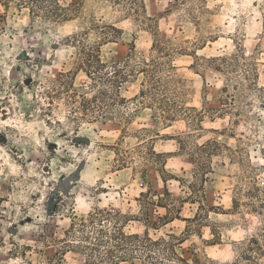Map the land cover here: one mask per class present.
<instances>
[{
  "label": "rangeland",
  "instance_id": "rangeland-1",
  "mask_svg": "<svg viewBox=\"0 0 264 264\" xmlns=\"http://www.w3.org/2000/svg\"><path fill=\"white\" fill-rule=\"evenodd\" d=\"M17 1L0 5V264H111L118 230L264 264V0H78L54 21ZM82 46L125 78L103 118L60 85L89 92Z\"/></svg>",
  "mask_w": 264,
  "mask_h": 264
},
{
  "label": "trees",
  "instance_id": "trees-1",
  "mask_svg": "<svg viewBox=\"0 0 264 264\" xmlns=\"http://www.w3.org/2000/svg\"><path fill=\"white\" fill-rule=\"evenodd\" d=\"M12 1L0 0V5L6 7ZM17 5L28 8L32 15L42 14L46 19L54 21L68 18L69 14L76 12L80 3L78 0H71L66 5L59 0H18ZM76 65L79 71H83L90 80L88 86L89 92L80 93L79 89L74 87L72 83H68V79H65L66 81H63L64 83L60 85H62V90H64L68 102L73 105L78 104L77 109L83 116H92L95 119L99 118L98 116L103 118L117 103L120 104L125 101L120 96V86H118L121 83L120 80H125V78H120V71L116 66H112V75L103 73L108 67L101 61L100 51L97 47H80L78 63ZM66 75L62 74L64 78L67 77ZM106 88H109L111 92ZM199 149L201 151L203 148L199 147ZM112 237L117 243L116 247L122 249L124 255L111 259V264H117L118 261H125L133 256L132 254L136 250L139 253L146 254V264H164L162 261L152 258L150 253L155 252L162 254L163 257L171 258L176 264H201L196 255H193V259L190 262L181 258L175 251L174 242L170 239L166 240L161 238L153 240L148 235H128L123 230H118ZM84 238L88 239V237ZM170 238L174 239V237ZM110 253L112 254V251H109ZM83 264H86V262Z\"/></svg>",
  "mask_w": 264,
  "mask_h": 264
}]
</instances>
